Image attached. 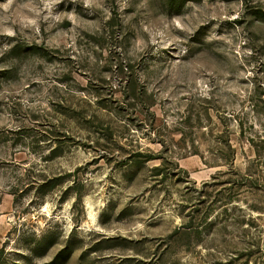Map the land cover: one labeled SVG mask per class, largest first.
I'll list each match as a JSON object with an SVG mask.
<instances>
[{"label": "rangeland", "instance_id": "374dc122", "mask_svg": "<svg viewBox=\"0 0 264 264\" xmlns=\"http://www.w3.org/2000/svg\"><path fill=\"white\" fill-rule=\"evenodd\" d=\"M263 13L0 0V264H264Z\"/></svg>", "mask_w": 264, "mask_h": 264}, {"label": "trees", "instance_id": "16d2710c", "mask_svg": "<svg viewBox=\"0 0 264 264\" xmlns=\"http://www.w3.org/2000/svg\"><path fill=\"white\" fill-rule=\"evenodd\" d=\"M188 1H191V0H165V4L167 5V7L171 10V11H174V13H179L182 11L184 5L188 2ZM263 16H264V13H263ZM133 95H135L133 93ZM132 97H135L133 96ZM230 192H229V195H231V191L233 190V187L232 188H229L228 189ZM223 192H225L224 190L220 189V190H217L216 192H212V193H208L207 198H209V200L211 201L212 200V196L215 197L216 199V196H221L223 194ZM224 195V194H223ZM207 202V201H206ZM200 215V211H198L196 214L192 215V216H189L190 219L189 221L187 222V225L185 226L186 228H193V220L195 218H197L198 216ZM209 215V211H207L206 209V212H205V215L204 216H207ZM201 233V232H200ZM45 237H41L40 238V242H39V254L38 256H41L43 255V253L47 252L51 243H48V244H45Z\"/></svg>", "mask_w": 264, "mask_h": 264}]
</instances>
